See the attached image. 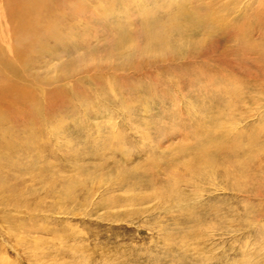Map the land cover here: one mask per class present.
<instances>
[{"label": "rangeland", "instance_id": "1", "mask_svg": "<svg viewBox=\"0 0 264 264\" xmlns=\"http://www.w3.org/2000/svg\"><path fill=\"white\" fill-rule=\"evenodd\" d=\"M75 3L0 14V264H264V0Z\"/></svg>", "mask_w": 264, "mask_h": 264}, {"label": "bare ground", "instance_id": "2", "mask_svg": "<svg viewBox=\"0 0 264 264\" xmlns=\"http://www.w3.org/2000/svg\"><path fill=\"white\" fill-rule=\"evenodd\" d=\"M7 1H9L10 3L8 4L6 8H4L2 7L4 0H0L2 4V6H0V14H2V11H4V13H9L11 15L13 14L14 15H43V14L62 15L64 13H68V12L70 13V8L74 9L71 6L72 3H75L76 1L75 4L78 5L80 2V0H7ZM70 1H71V4H68ZM66 3L69 6H66ZM180 15H185V14L181 13ZM178 25L179 24L178 22H176V20L175 21L172 20L167 24L165 29L167 30V28H173V27L177 28ZM33 34L35 35L36 33H33ZM147 39L152 44V46L162 45L163 41L165 40L164 35L162 33H158V34L149 33L147 35ZM19 50L21 52L22 48H19ZM3 102H4V105H6L5 94L0 95V103L3 104ZM212 144L213 146H216L217 148L230 149L232 146L236 144V142H225L223 137L220 136L218 138L216 137V139L212 141ZM5 146L8 147L9 143L5 144ZM201 156H202L201 161H200L201 164L210 163L207 158V154L204 153V151L201 154Z\"/></svg>", "mask_w": 264, "mask_h": 264}]
</instances>
